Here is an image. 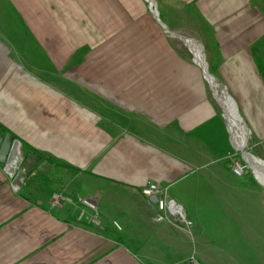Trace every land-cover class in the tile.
I'll return each instance as SVG.
<instances>
[{"label":"crops","instance_id":"crops-1","mask_svg":"<svg viewBox=\"0 0 264 264\" xmlns=\"http://www.w3.org/2000/svg\"><path fill=\"white\" fill-rule=\"evenodd\" d=\"M147 3L0 0V136L20 141L23 178L14 190L0 163V264H205L217 201L241 189L214 93L235 103L237 142L244 121L264 144V0H155L163 24ZM164 27L202 46L216 89ZM150 185L192 231L156 221ZM60 191L93 200L101 227L53 206Z\"/></svg>","mask_w":264,"mask_h":264},{"label":"rangeland","instance_id":"rangeland-1","mask_svg":"<svg viewBox=\"0 0 264 264\" xmlns=\"http://www.w3.org/2000/svg\"><path fill=\"white\" fill-rule=\"evenodd\" d=\"M153 2L155 5V0ZM176 42L186 58L194 62L189 48L177 38ZM132 56L135 58L136 54ZM243 124L248 130L245 150L264 161V144H255L244 121ZM237 153L238 158L243 160L241 152ZM240 181L239 193L225 192L224 198L217 201L226 202L222 207L224 214H220L223 230L220 229L219 236L211 239L208 246L204 248L201 244L197 249V255L203 257L205 264H264V186L249 165Z\"/></svg>","mask_w":264,"mask_h":264},{"label":"built area","instance_id":"built-area-1","mask_svg":"<svg viewBox=\"0 0 264 264\" xmlns=\"http://www.w3.org/2000/svg\"><path fill=\"white\" fill-rule=\"evenodd\" d=\"M248 169V164L242 159H233L231 170L232 173L237 177H242ZM142 193L147 196H157L162 195L163 197L158 199V209L159 213L156 216L157 222L170 221L172 222L174 218L176 221L181 223L185 229L189 230L192 226L191 220H189L180 205H178L174 200L166 198V191L160 188L157 185H150L143 188ZM50 202L53 206H64L72 205L78 207V219H84L87 217V221L91 224H94L98 227H101V222L99 219V211L97 204L88 198H73L72 196L66 194L65 192H53L50 198ZM113 225L120 229V226L117 222H113ZM171 264H202L194 255L189 258L177 261Z\"/></svg>","mask_w":264,"mask_h":264},{"label":"water","instance_id":"water-1","mask_svg":"<svg viewBox=\"0 0 264 264\" xmlns=\"http://www.w3.org/2000/svg\"><path fill=\"white\" fill-rule=\"evenodd\" d=\"M147 2L149 4V8L151 9V11L154 13V15L156 16V18L158 19L157 12L154 9V3L151 2L150 0H147ZM158 21L161 24H163L159 19H158ZM164 28L170 34L178 37L181 41H183L189 47V49H190L191 52H192L191 45L197 46L196 45V42L194 40L189 39V38H186V37H183V36H180V35H177V34H174L173 32H170L166 27H164ZM193 57L195 58L194 55H193ZM195 59H194V61H195ZM195 62L202 68L203 74H204L206 80L210 84V80L211 79L214 80V78L208 72L207 68L204 65V62L201 59H197ZM214 97H215L216 101L223 106L224 112H226V109H225V106H224V99H223V97H219L216 93H214ZM225 118H226V116H225ZM226 120H227L228 130H229V133H230V136H231V140H232L233 145L235 146V148L237 150H239L241 152V155L243 157V160L249 166L253 167V164L251 163V161L249 159H247V157L248 158H251V159L252 158L254 159L256 157H254L252 154H250L248 151L245 150V145L244 144L241 145V147L237 145L236 138L232 134L231 122H230V120L228 118H226ZM20 145H21V143L17 139L10 140L8 136H0V163L4 165V172L10 178H12V187H13L14 190H18L19 187L21 186L22 182H23V178L19 177V167H20V165L22 163V158H21V154H20ZM152 200L156 201V198L153 197Z\"/></svg>","mask_w":264,"mask_h":264},{"label":"bare ground","instance_id":"bare-ground-1","mask_svg":"<svg viewBox=\"0 0 264 264\" xmlns=\"http://www.w3.org/2000/svg\"><path fill=\"white\" fill-rule=\"evenodd\" d=\"M147 1V0H146ZM151 2H153V0H150ZM202 47V46H201ZM191 48H192V53H193V55L195 56V61L197 60V59H201L203 62H204V59H203V54H202V49L200 48V46H193V45H191ZM204 65H205V63H204ZM210 84L212 85V87L214 88V89H216V84H215V81L214 80H210ZM230 96H228V95H226L225 94V97H224V99L226 98V100L228 101V103H231L232 105H233V107H234V109L236 108L235 107V103H234V101L231 99V97L229 98ZM224 106H225V109H226V118H228L229 120H230V122H231V126H232V134H233V136L236 138V136H235V134H234V129L237 127V125H236V123H235V121H234V119L231 117V115H230V112H229V110H228V108H227V106H226V104L224 103ZM235 112H236V109H235ZM236 114H237V112H236ZM245 140H246V137H244L243 138V140H238V142H237V145L238 146H240L241 147V145H243L244 144V142H245ZM237 141V140H236ZM247 159H249L250 161H251V163L253 164V168H254V171L257 173V174H259V175H261V176H264V167L263 166H261L260 164H258V163H256L254 160H253V158L251 159V158H248L247 157Z\"/></svg>","mask_w":264,"mask_h":264}]
</instances>
